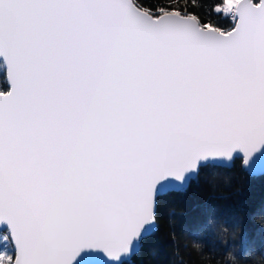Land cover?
I'll return each mask as SVG.
<instances>
[{"label":"snow or ice","instance_id":"6c2138e0","mask_svg":"<svg viewBox=\"0 0 264 264\" xmlns=\"http://www.w3.org/2000/svg\"><path fill=\"white\" fill-rule=\"evenodd\" d=\"M0 70V264H131L264 154V0H0Z\"/></svg>","mask_w":264,"mask_h":264},{"label":"trees","instance_id":"16d2710c","mask_svg":"<svg viewBox=\"0 0 264 264\" xmlns=\"http://www.w3.org/2000/svg\"><path fill=\"white\" fill-rule=\"evenodd\" d=\"M240 165L205 166L186 188L165 193L160 230L131 264H264V174L251 176Z\"/></svg>","mask_w":264,"mask_h":264},{"label":"water","instance_id":"95a60500","mask_svg":"<svg viewBox=\"0 0 264 264\" xmlns=\"http://www.w3.org/2000/svg\"><path fill=\"white\" fill-rule=\"evenodd\" d=\"M214 166H219V167H225V168H227V167H230L231 165H229V164H222V165H214ZM250 169L251 170H249V169L246 168L244 170H245V172L247 174H249L251 176L264 174V154H256L254 156V158L251 161ZM194 178L195 177H193L192 179H194ZM176 191H178V190H176ZM171 192H175V191H171Z\"/></svg>","mask_w":264,"mask_h":264}]
</instances>
